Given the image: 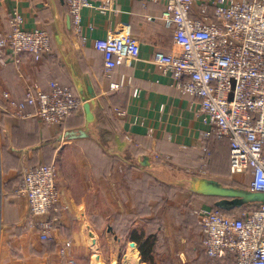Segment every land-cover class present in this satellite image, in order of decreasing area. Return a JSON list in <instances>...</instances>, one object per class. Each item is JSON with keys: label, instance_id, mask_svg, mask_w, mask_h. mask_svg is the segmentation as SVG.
Segmentation results:
<instances>
[{"label": "crops", "instance_id": "0c3cea01", "mask_svg": "<svg viewBox=\"0 0 264 264\" xmlns=\"http://www.w3.org/2000/svg\"><path fill=\"white\" fill-rule=\"evenodd\" d=\"M114 7L107 15L84 9L78 36L64 0H0V32L11 30L9 14L18 12L23 28L45 30L52 46L39 61L0 54V264H231L228 255L204 253L192 214L210 206L188 186L208 124L198 99L181 94L152 61L154 51L174 49L161 18L163 2L143 7L139 0H116ZM118 30L138 39L139 58L106 75L94 40ZM121 78L125 85L110 90ZM51 82L89 102L92 121L86 122L83 107L59 124L9 112L3 93L23 99L27 86L48 90ZM228 147L215 143L212 156L220 150L222 169L210 160L205 177L228 170ZM46 161L57 168L56 210L30 216L22 172ZM53 218L50 237L42 240L39 224Z\"/></svg>", "mask_w": 264, "mask_h": 264}, {"label": "built area", "instance_id": "2783aa9c", "mask_svg": "<svg viewBox=\"0 0 264 264\" xmlns=\"http://www.w3.org/2000/svg\"><path fill=\"white\" fill-rule=\"evenodd\" d=\"M163 2L161 18L171 31L174 49L154 51L152 61L168 72L181 94L197 98L199 111L213 135L229 141V169L246 176L251 191L264 192V0H139ZM72 30L81 34L83 10L114 14L116 0H64ZM212 6V12H209ZM11 30L0 32V54L18 61L21 54L41 60L52 51L51 39L43 29H25L18 12L9 14ZM90 26V25H89ZM91 27V26H90ZM94 48L105 55L104 74L139 58L138 39L128 30L109 31L94 40ZM123 78L109 83L118 91ZM138 90H133L137 95ZM9 112L17 117H36L59 124L83 107L73 90L56 82L48 90L27 86L23 99L3 93ZM118 115L124 110L114 108ZM129 141L130 138L126 136ZM21 190L28 200L30 216L56 210L57 168L40 163L22 172ZM203 232L202 248L212 259L228 255L231 264H264V203L246 205L237 213H223L211 206L192 210ZM55 218L39 224L40 238L47 239ZM70 242L60 248L64 254Z\"/></svg>", "mask_w": 264, "mask_h": 264}, {"label": "water", "instance_id": "95a60500", "mask_svg": "<svg viewBox=\"0 0 264 264\" xmlns=\"http://www.w3.org/2000/svg\"><path fill=\"white\" fill-rule=\"evenodd\" d=\"M68 23L70 24V18H68ZM83 109L86 122H91L92 113L89 102L83 104ZM68 134L70 137L77 136V133L72 131ZM79 135H83L82 131H79ZM188 186L193 193L219 197L215 205L226 210L253 203H264V192L225 185L214 178L190 176Z\"/></svg>", "mask_w": 264, "mask_h": 264}, {"label": "trees", "instance_id": "16d2710c", "mask_svg": "<svg viewBox=\"0 0 264 264\" xmlns=\"http://www.w3.org/2000/svg\"><path fill=\"white\" fill-rule=\"evenodd\" d=\"M212 9H213V7L209 6V12L210 13L212 12ZM217 141H225L228 143V146H229V141L226 138H217L213 135L209 136L208 138H201L200 145H197L195 147L197 156L195 157L194 163L192 164L193 165V168H192L193 174L191 176L205 177L204 174H202V173H204L205 171L207 172V168H208V165L210 163V160L212 161V165H214V167H217L216 170L222 169V160H221L222 154L220 153V150H216V157H215V155L212 156L213 155V149H214L213 147ZM228 156H229V150H228ZM228 159H229V157H228ZM51 163H52V161L51 162L46 161V164H51ZM223 174H225V175L229 174V176L233 177V182L231 184H228V183H224V182L220 181L217 178H214V179H217L218 181L222 182L225 185L246 188L244 183H243L246 180V176L244 174H241V173H231L230 169H229V161H228V170L223 172ZM208 178H210V177H208ZM197 195L205 197L209 201L211 207L217 208L220 211H222L223 213H237L240 209L246 208V205H243L241 207H234L230 210H226V209L220 208V207L215 205V202L219 199V197L209 196V195H201V194H197ZM143 258L145 260H147V258H145V257H143ZM148 261H151V260L148 259Z\"/></svg>", "mask_w": 264, "mask_h": 264}, {"label": "rangeland", "instance_id": "374dc122", "mask_svg": "<svg viewBox=\"0 0 264 264\" xmlns=\"http://www.w3.org/2000/svg\"><path fill=\"white\" fill-rule=\"evenodd\" d=\"M42 163H45V162H42ZM217 177H218L217 179H219L220 181H222L224 183L231 184L233 182V177L229 176V174L225 175V174L220 172L219 174H217Z\"/></svg>", "mask_w": 264, "mask_h": 264}]
</instances>
